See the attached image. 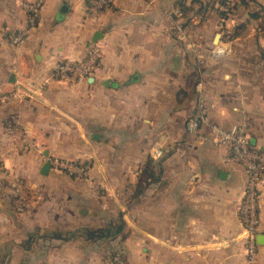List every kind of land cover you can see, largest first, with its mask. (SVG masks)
<instances>
[{"label":"crops","instance_id":"crops-1","mask_svg":"<svg viewBox=\"0 0 264 264\" xmlns=\"http://www.w3.org/2000/svg\"><path fill=\"white\" fill-rule=\"evenodd\" d=\"M111 1L87 22L88 0H0L6 36L40 4L21 44L0 42V264H251L244 171L224 162L210 127L245 125L264 151V32H233L251 17L264 26V0H227L222 23L226 0ZM95 36L94 75L54 81ZM200 109L208 142L187 131ZM54 160L87 165L89 179L41 175ZM258 217L264 264V184Z\"/></svg>","mask_w":264,"mask_h":264},{"label":"built area","instance_id":"built-area-1","mask_svg":"<svg viewBox=\"0 0 264 264\" xmlns=\"http://www.w3.org/2000/svg\"><path fill=\"white\" fill-rule=\"evenodd\" d=\"M112 4L111 0H88L84 13V20L94 21L98 16L107 10ZM230 3H226L219 10L226 11ZM39 3H29L25 6L28 13L27 27L15 34L5 35L0 33V42L17 46L21 44L29 32L37 25L39 18ZM180 16V13H177ZM179 30V28H178ZM102 57L100 45L96 42L89 45L85 58L80 62L61 61L57 63L52 72L54 81L67 85H74L81 80L91 78L97 70ZM4 95H0V106L5 102ZM206 122L204 111L200 109V115L187 122V131L202 142H208L207 136L199 134V130ZM210 135L214 137L216 145L226 146L228 154L224 158L227 164L239 165L245 175L246 184L237 211L242 230L245 233L246 255L251 264L255 262V237L259 229L258 205L260 188L264 184V151H257L250 147L247 128L245 125H238L231 129H221L217 126L210 127ZM159 155V151L156 152ZM51 167L57 172L67 174L77 179H89L90 168L68 161L54 160Z\"/></svg>","mask_w":264,"mask_h":264},{"label":"rangeland","instance_id":"rangeland-1","mask_svg":"<svg viewBox=\"0 0 264 264\" xmlns=\"http://www.w3.org/2000/svg\"><path fill=\"white\" fill-rule=\"evenodd\" d=\"M232 5V4H231ZM218 6H223L222 4L221 5H218ZM219 12L221 11L222 12H226V11H222V10H218ZM256 15V14H255ZM258 16L260 15V12H258L257 14ZM251 16V14H250ZM218 20H219V17H218ZM251 20L252 22H255V24L253 23H241V24H237L234 26V30L233 32L235 34H242L244 32H247V31H254V32H257V33H261V32H264V26L262 25V23H259L256 21L255 18L251 17ZM224 20H220V22L222 23ZM223 25L222 27H219V25L217 26V33H222L223 32ZM77 164H80V163H77ZM81 165H85V164H81Z\"/></svg>","mask_w":264,"mask_h":264},{"label":"trees","instance_id":"trees-1","mask_svg":"<svg viewBox=\"0 0 264 264\" xmlns=\"http://www.w3.org/2000/svg\"><path fill=\"white\" fill-rule=\"evenodd\" d=\"M226 3H230V7L226 10V12H222L221 13V11L219 12L218 9H217L216 14H217V16L219 17L220 20H227L229 15L234 11V6L231 5V2H229L227 0L226 1H217L216 2V4H218V5H221V4L224 5Z\"/></svg>","mask_w":264,"mask_h":264},{"label":"water","instance_id":"water-1","mask_svg":"<svg viewBox=\"0 0 264 264\" xmlns=\"http://www.w3.org/2000/svg\"><path fill=\"white\" fill-rule=\"evenodd\" d=\"M219 35L217 34L216 36H215V38H214V41H213V43H214V45H217V43L219 42ZM91 43L90 44H93V43H96V42H98V38H97V36H95V38L94 39H92L91 41H90ZM50 167H51V165L49 164V163H46L43 167H42V169H41V171H40V174L41 175H47V173H48V171L50 170Z\"/></svg>","mask_w":264,"mask_h":264}]
</instances>
